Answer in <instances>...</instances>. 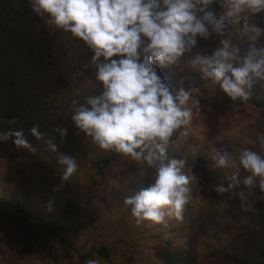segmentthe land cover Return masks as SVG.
Here are the masks:
<instances>
[{
	"label": "rangeland",
	"instance_id": "obj_1",
	"mask_svg": "<svg viewBox=\"0 0 264 264\" xmlns=\"http://www.w3.org/2000/svg\"><path fill=\"white\" fill-rule=\"evenodd\" d=\"M30 4L32 12L21 15L19 0H0V75L15 82L10 93L16 103L12 108L6 104L0 85V132L12 110L13 130H23L36 149L17 148L10 139L0 142V180L6 182L0 200L11 201L28 214L0 208V264H88L89 260L97 264H264V190L260 177L254 178L252 186L243 184L250 173L239 164L244 149L264 158V80L254 79L247 89L249 98L260 99L261 106L238 104L192 63L197 54L211 55L224 40L242 53L251 44L264 47V9L246 8L240 19L226 17L221 32L209 27L210 35L197 37L192 51L175 64L155 65L171 90L184 88L192 93L184 106L191 109L192 119L174 132L166 146L185 161L181 171L190 178L191 194L181 219L165 210L166 223L137 224L124 199L152 183L151 168L160 162L148 166L115 150H101L75 127L74 110L102 91L94 53L70 32L50 23L46 14L36 13L33 0ZM227 10L224 0L216 16ZM245 22L261 30L255 41L250 39L255 33L245 34ZM34 126L42 139L31 135ZM59 128L67 130L63 138ZM49 139L57 152L76 159L77 171L67 181L62 180L64 166L57 154L47 147ZM217 152L228 154L227 167L215 166ZM101 158H113L103 177L88 164ZM233 174L240 183L217 193L215 187L227 188L231 182L227 177ZM240 192L244 199L237 195ZM66 203L74 208L62 216ZM41 220L66 226L70 232L60 238L79 253L93 244L110 247L111 260L79 259L58 238L40 229Z\"/></svg>",
	"mask_w": 264,
	"mask_h": 264
},
{
	"label": "clouds",
	"instance_id": "obj_2",
	"mask_svg": "<svg viewBox=\"0 0 264 264\" xmlns=\"http://www.w3.org/2000/svg\"><path fill=\"white\" fill-rule=\"evenodd\" d=\"M211 3L212 0H33L36 13L46 14L50 23L70 32L94 53L96 80L102 91L74 110L71 119L75 127L101 150H115L148 166L160 162L152 183L124 199L137 224L166 223L165 210L181 219L191 194L190 178L181 171L185 161H164L174 132L192 119L191 109L184 107L192 93L184 88L171 90L157 74L155 65L175 64L192 51L197 37L210 35L209 27L221 32L226 17L240 19L246 8L257 12L264 9V0H227V12L217 17L209 9ZM243 28L245 34L255 33L250 37L252 41L261 33L247 22ZM192 63L233 100H248L247 89L253 80H264V47L254 44L242 53L224 40L211 55L197 54ZM193 103L198 105L199 101ZM57 131L62 138L67 134L64 128ZM31 135L37 140L43 138L38 126L31 129ZM9 139L17 148L36 151L23 130L0 132V142ZM46 143L64 166L62 180L67 181L77 171L76 159L57 152L51 139ZM213 159L217 168L229 165L227 153L217 152ZM239 164L250 173L243 184L252 186L254 178L260 177V188L264 190V158L244 149ZM227 179L231 181L228 187L216 186L217 193L228 192L240 183L236 174ZM237 195L245 198L243 192ZM88 264L97 261L89 260Z\"/></svg>",
	"mask_w": 264,
	"mask_h": 264
},
{
	"label": "trees",
	"instance_id": "obj_3",
	"mask_svg": "<svg viewBox=\"0 0 264 264\" xmlns=\"http://www.w3.org/2000/svg\"><path fill=\"white\" fill-rule=\"evenodd\" d=\"M19 3L22 7L21 15H25L26 13L32 12L31 6H30L31 5L30 0H19ZM223 3H224V0H212V3L209 5V9L212 10L217 15L220 12L221 8L223 7ZM34 18L38 22H40V17L35 16ZM39 24H41V22ZM40 31H41V33H46L42 29ZM44 46H45L44 49L46 50V56H47V58H50L51 54L48 50V48H50V47L47 46L45 39H44ZM58 51L61 54H64V51L62 49H59ZM90 55H91V52L90 51L87 52V56H90ZM59 82H61V81H59ZM0 85L4 88V98H5L6 104H8L11 108L14 107L16 105V103H15L14 99L12 98L10 91H11V88L14 87L15 82L12 79H8L5 76L0 75ZM237 103L238 104L248 103L250 105L257 106V107L262 105V101L260 99H254V98H248V100H246V101L237 98ZM13 118H14V114L11 110L6 114V116L4 118L3 132L13 130ZM169 152H170V150L166 149V157L167 158L178 159V156H176L174 154H170ZM112 160H113V158H101L97 161L90 162L88 164L96 170V174L98 176L103 177L106 168L109 167ZM151 169H152V172L155 174L156 168H151ZM5 186H6V182L3 180H0V193H4L6 191ZM187 205H189V204L187 203ZM0 208L5 209V210H10L13 213L22 214L23 216L28 215L26 210H24L21 206L14 204L13 202L8 201V200H5V201L0 200ZM73 208H74V206L72 204L66 203L64 205V209L61 212V215L63 216L67 210L73 209ZM40 229L47 232L48 234L52 235L53 237L58 238L60 240V242L63 245L67 246L70 251L75 253L79 259L85 260V259H89L91 257L96 256V257H98V258H100L106 262H109L111 260L112 250L110 247H108L106 245L93 244L88 249V251H86L84 253H79L69 242L60 238L61 234L69 233L70 231L68 230V228L66 226H63V225L57 223L56 221L50 222V221H42L41 220L40 221Z\"/></svg>",
	"mask_w": 264,
	"mask_h": 264
}]
</instances>
